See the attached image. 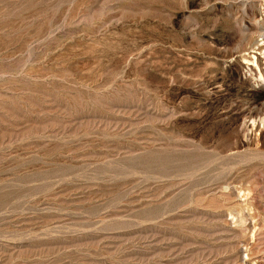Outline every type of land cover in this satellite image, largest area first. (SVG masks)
<instances>
[{
    "label": "rangeland",
    "instance_id": "1",
    "mask_svg": "<svg viewBox=\"0 0 264 264\" xmlns=\"http://www.w3.org/2000/svg\"><path fill=\"white\" fill-rule=\"evenodd\" d=\"M0 264H264V0H0Z\"/></svg>",
    "mask_w": 264,
    "mask_h": 264
}]
</instances>
